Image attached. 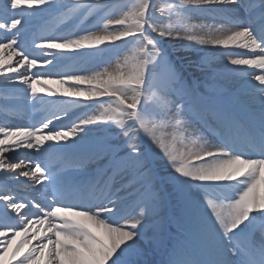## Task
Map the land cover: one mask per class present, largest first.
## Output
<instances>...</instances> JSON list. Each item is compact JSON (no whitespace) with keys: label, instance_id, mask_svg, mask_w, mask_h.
Segmentation results:
<instances>
[{"label":"snow or ice","instance_id":"snow-or-ice-1","mask_svg":"<svg viewBox=\"0 0 264 264\" xmlns=\"http://www.w3.org/2000/svg\"><path fill=\"white\" fill-rule=\"evenodd\" d=\"M47 19L54 29L21 47ZM166 38L181 42L176 56ZM0 40L6 117L19 98L55 96L49 83L75 82L71 105L97 106L0 121V261L20 237L6 264H264V0H0ZM195 45L224 50V80L204 57L187 72L178 57ZM124 51L114 71L57 70ZM237 79L248 102L227 87ZM17 150H32L27 163Z\"/></svg>","mask_w":264,"mask_h":264},{"label":"bare ground","instance_id":"bare-ground-1","mask_svg":"<svg viewBox=\"0 0 264 264\" xmlns=\"http://www.w3.org/2000/svg\"><path fill=\"white\" fill-rule=\"evenodd\" d=\"M107 2H118V0H107ZM197 18L199 19V24L200 23H211V21H202L199 17H197ZM39 22H40V20L37 21L34 24V26L37 25ZM223 27L225 29H227V28H230L231 25L225 24V25H223ZM39 35H42V33L37 34V33L32 32L29 35V38H31V40L33 42L34 36H39ZM0 42L6 43V41H4V40H0ZM35 42L37 44H39L40 40L36 39ZM184 43L186 44L187 41H184ZM166 47H168L170 51H174L175 53H177V52H180V50H181V42L177 41V40H174V39H171V41L169 40V44ZM233 50L237 51V52H246L247 51V50L239 49V48H236V49H233ZM223 51H224L223 49H221L219 51L213 50L211 46H207V45H205V46L195 45L192 49H188L186 51L181 52V54H180V56L178 58L183 62V66L184 67H187V68L190 69V73H196L197 75H199L200 73L198 72V69H197V62L200 60L201 57H204L206 59V61H207L206 66L208 68L214 70L221 80H224L227 77L226 65H227L228 61H227V57L223 54ZM188 52H191L190 55L188 54ZM9 54H10V52H6L5 53V59L6 60H7V56ZM126 54H128L127 51H125L123 53H120L119 56L117 57V60L118 61L122 60L123 57ZM17 58L18 57H13V62H12L11 66L14 67V68L16 67L15 60ZM108 60L109 59H106L105 62L101 64L102 68H108L109 71H114L116 69L115 66H113V65L111 66V65H107L106 64V61H108ZM57 70L58 71L59 70H63V66H60V68L57 69ZM32 71H35V69L30 70L26 74L30 76ZM92 71H95V70L92 69ZM53 79H57V77H54ZM73 83H75V82H71V86H72ZM24 87H26V86H24ZM42 87H43V84H39V83L37 84V88H42ZM48 87H50L52 89H55L57 94L55 96H53V95L45 92V93H40V95L43 96L44 98H47L48 99V103H52V105H64V100L62 98L66 97V96L62 95V93H63V91L65 89H67L66 85H62V84H58V83H49ZM227 87L233 93L235 98H237V99H239L241 101H244V102H248V97L245 95L246 83L244 81L238 80V79L237 80H232V81H230L227 84ZM66 98H68V97H66ZM28 103L29 104H27L26 108L24 106H22L20 108L12 106L13 111L16 113L14 116H25V115L28 116L29 114H28V111L26 109H29L31 107V102L28 101ZM93 106L95 108L94 111H96L97 106L96 105H93ZM68 111H69V108H68ZM92 111L93 110L90 108L89 110H85L83 112L75 113V117L83 115L85 113L92 114L91 113ZM22 114H24V115H22ZM44 114L45 113L43 111L42 115H44ZM14 116H11V117H14ZM75 117H72V119H75ZM14 118H16V117H14ZM16 119L19 120L20 122L23 121L22 119H19V118H16ZM7 122H8L9 125H12V126L16 125L15 123H13V122H11L9 120H7ZM63 122L65 124H70L71 120L70 119H66ZM19 125H22V124H19ZM92 130L96 131V128L93 127ZM162 131L165 133L167 138L170 140L171 139V135L173 133V128L167 127V128L162 129ZM94 134H95V132L91 131V135H94ZM27 151L31 152L32 150H27ZM11 157H12V155H8V159L9 160H13ZM160 163L162 164L163 161H160ZM20 179H22V178H20ZM130 206H131V203H130L128 209L131 208ZM162 215H167V213L166 212L162 213ZM9 238H11V234L9 235ZM20 239H21L20 237H16V239L12 241V247L9 248L8 254L5 256V260H8V258L11 255V252H12L13 248L15 247V244ZM33 243H36V241H33ZM2 262L3 261H0V264H5V263H2Z\"/></svg>","mask_w":264,"mask_h":264},{"label":"rangeland","instance_id":"rangeland-1","mask_svg":"<svg viewBox=\"0 0 264 264\" xmlns=\"http://www.w3.org/2000/svg\"><path fill=\"white\" fill-rule=\"evenodd\" d=\"M6 261H7V260H4L2 263H5V264H6Z\"/></svg>","mask_w":264,"mask_h":264}]
</instances>
